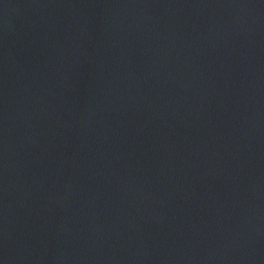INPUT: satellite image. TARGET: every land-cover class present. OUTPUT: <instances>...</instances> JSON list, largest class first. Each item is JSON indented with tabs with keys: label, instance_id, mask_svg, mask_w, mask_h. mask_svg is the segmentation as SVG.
<instances>
[{
	"label": "water",
	"instance_id": "obj_1",
	"mask_svg": "<svg viewBox=\"0 0 264 264\" xmlns=\"http://www.w3.org/2000/svg\"><path fill=\"white\" fill-rule=\"evenodd\" d=\"M0 264H264V0H0Z\"/></svg>",
	"mask_w": 264,
	"mask_h": 264
}]
</instances>
